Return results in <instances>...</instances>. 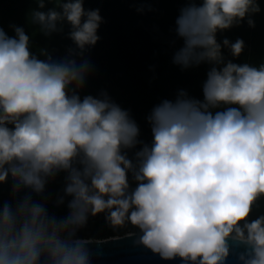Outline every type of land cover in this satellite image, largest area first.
<instances>
[{"label":"clouds","instance_id":"9594fccd","mask_svg":"<svg viewBox=\"0 0 264 264\" xmlns=\"http://www.w3.org/2000/svg\"><path fill=\"white\" fill-rule=\"evenodd\" d=\"M32 2L37 31L48 38L67 25L72 44L54 58L47 46L33 51L35 31L9 25V36L0 24V264H91L93 240L78 233L101 214L163 261L264 264V213L252 218L264 200V59L234 62L245 41L217 40L244 22L255 28L261 0H183L172 63L210 66L203 98L181 89L155 105L150 143L107 91L81 96L95 72L87 53L100 40V9ZM61 174L53 199L48 185Z\"/></svg>","mask_w":264,"mask_h":264},{"label":"trees","instance_id":"16d2710c","mask_svg":"<svg viewBox=\"0 0 264 264\" xmlns=\"http://www.w3.org/2000/svg\"><path fill=\"white\" fill-rule=\"evenodd\" d=\"M141 6L139 0H86L84 7L100 9L104 23L97 32L100 40L87 53L95 72L89 77L81 96L90 94L95 97L101 90L107 91L114 102L130 111L140 127V139L150 143L152 136L146 117L152 108L163 99L174 100L181 89L192 97L202 99V84L210 66L202 64L182 71L172 63L174 52L183 44L174 32L175 19L179 9L184 6L183 0H147L143 4L145 11L139 13L136 9ZM36 7L32 0H0V24L9 36L14 35L9 25L24 27L30 36L35 31L36 34L32 36L34 52L37 47L47 46L54 58L63 56L66 48L72 44L66 38L68 26L65 25L62 34L44 37L37 31L38 26L29 22L30 10ZM149 7L153 11H148ZM260 7L261 12L253 17L255 28H249L244 22L240 27L217 34L218 41L223 38L232 42L237 38L245 41V52L234 62L258 64L264 59V0H261ZM224 54L231 59L227 49H224ZM129 179L131 181V177ZM62 187L63 174L48 185L53 199ZM132 187H135L134 183ZM3 199H10V183L4 185ZM260 203L259 211H254L252 218L264 213V200ZM49 211L62 217L68 210L66 205L56 208L49 203ZM130 229L114 232L101 214L90 217L78 235L104 240L123 236V232Z\"/></svg>","mask_w":264,"mask_h":264},{"label":"water","instance_id":"95a60500","mask_svg":"<svg viewBox=\"0 0 264 264\" xmlns=\"http://www.w3.org/2000/svg\"><path fill=\"white\" fill-rule=\"evenodd\" d=\"M96 241L99 242L96 243ZM93 252L91 264H180V261H163L149 251L133 244V238L123 236L93 240L89 245ZM243 249H239L242 251ZM228 264H237L235 256Z\"/></svg>","mask_w":264,"mask_h":264},{"label":"rangeland","instance_id":"374dc122","mask_svg":"<svg viewBox=\"0 0 264 264\" xmlns=\"http://www.w3.org/2000/svg\"><path fill=\"white\" fill-rule=\"evenodd\" d=\"M130 231H131V229H130Z\"/></svg>","mask_w":264,"mask_h":264}]
</instances>
